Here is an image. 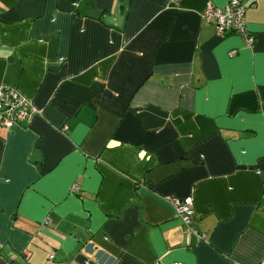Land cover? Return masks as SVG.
Returning <instances> with one entry per match:
<instances>
[{"label":"crops","instance_id":"obj_1","mask_svg":"<svg viewBox=\"0 0 264 264\" xmlns=\"http://www.w3.org/2000/svg\"><path fill=\"white\" fill-rule=\"evenodd\" d=\"M228 1L0 0L38 111L0 124V264H264V0L252 47L202 19Z\"/></svg>","mask_w":264,"mask_h":264},{"label":"built area","instance_id":"obj_2","mask_svg":"<svg viewBox=\"0 0 264 264\" xmlns=\"http://www.w3.org/2000/svg\"><path fill=\"white\" fill-rule=\"evenodd\" d=\"M255 0H229L224 6H215L208 2L201 10V17L204 21L214 25L215 32L218 36H224L227 33L239 35L247 47H252L255 42L254 35L249 31L245 11L252 6ZM179 0H167V6H175ZM230 55L234 51H230ZM37 108L30 100L24 97L19 91L11 87H0V124L4 127L25 122L29 124L33 116L37 113ZM172 205L176 214L180 217L186 227L187 232L202 241L206 239V234L198 232L192 223V197L188 196L180 200H172ZM53 258L51 254L49 256ZM153 264H161L155 260ZM169 264H182L172 262Z\"/></svg>","mask_w":264,"mask_h":264}]
</instances>
